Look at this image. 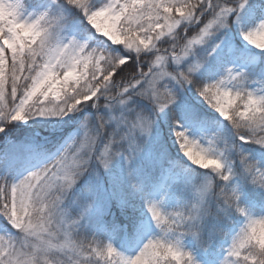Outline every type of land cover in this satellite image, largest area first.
I'll list each match as a JSON object with an SVG mask.
<instances>
[{
  "label": "snow or ice",
  "instance_id": "1",
  "mask_svg": "<svg viewBox=\"0 0 264 264\" xmlns=\"http://www.w3.org/2000/svg\"><path fill=\"white\" fill-rule=\"evenodd\" d=\"M0 264H264V0H0Z\"/></svg>",
  "mask_w": 264,
  "mask_h": 264
},
{
  "label": "trees",
  "instance_id": "2",
  "mask_svg": "<svg viewBox=\"0 0 264 264\" xmlns=\"http://www.w3.org/2000/svg\"><path fill=\"white\" fill-rule=\"evenodd\" d=\"M119 163H120V161L115 162L114 167H115L116 165H118ZM165 207L167 208V207H169V205L166 203V204H165ZM111 211H112L114 214H116L117 217L120 216V209H119L118 207H116L115 204H113ZM118 247H119V246H118ZM124 249H127V248H122L121 250H124Z\"/></svg>",
  "mask_w": 264,
  "mask_h": 264
},
{
  "label": "rangeland",
  "instance_id": "3",
  "mask_svg": "<svg viewBox=\"0 0 264 264\" xmlns=\"http://www.w3.org/2000/svg\"><path fill=\"white\" fill-rule=\"evenodd\" d=\"M117 245H118V244H117ZM134 250H135V249H131L130 251H125V252H129V253H130V252H132V251H134Z\"/></svg>",
  "mask_w": 264,
  "mask_h": 264
}]
</instances>
